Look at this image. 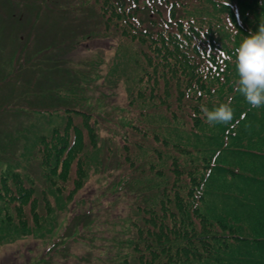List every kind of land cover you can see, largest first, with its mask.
Returning <instances> with one entry per match:
<instances>
[{"label":"rangeland","instance_id":"374dc122","mask_svg":"<svg viewBox=\"0 0 264 264\" xmlns=\"http://www.w3.org/2000/svg\"><path fill=\"white\" fill-rule=\"evenodd\" d=\"M170 1L139 0L138 21L144 22L139 29L170 30L173 19L183 17L187 23H203L206 8L216 0H177L187 3L174 6L176 15ZM249 1L239 0L242 6ZM100 3L0 0V193L5 177L13 174L26 186L36 180L34 197L40 200L36 207L30 201L18 209V199H0V264H145L151 254L140 229H152L151 212L166 216L164 197L185 192L179 185L188 177L176 179L169 170L164 115L153 104L159 99L143 103L135 93L146 83L150 40L139 38L136 30V38L125 35L123 19L112 14L116 6ZM84 7L90 16L81 10ZM95 8L103 12L102 18L93 14ZM226 8L224 25L231 26L227 13L235 9ZM9 13L24 15L23 24L14 25ZM206 50L218 52L210 42ZM74 85L81 86L79 92L75 88L70 94ZM72 96L92 99L101 122L96 146L84 150L87 177L75 193V162L67 180L56 178L57 188L52 175L50 182L44 176L40 142L41 136L51 138L54 129L63 136L69 117L74 125L82 124L81 115L59 107V98ZM130 117L132 123L126 121ZM83 134L88 140L87 131Z\"/></svg>","mask_w":264,"mask_h":264},{"label":"trees","instance_id":"16d2710c","mask_svg":"<svg viewBox=\"0 0 264 264\" xmlns=\"http://www.w3.org/2000/svg\"><path fill=\"white\" fill-rule=\"evenodd\" d=\"M130 1V5L125 0H100V4L116 6L112 14L123 19L125 35L136 38L140 33L139 38L150 40L152 50L145 52L147 85L138 86L135 93L142 97L143 103L153 101V97L159 99L153 104L159 107L156 112L164 115L161 122L166 133L163 142L168 148L167 159L171 161L169 170L176 179L188 177L186 184L179 185L184 193L176 191L164 197L161 207L166 216L159 217L158 212L150 211L152 229H140L145 249L151 254L145 264H264V105L252 107L235 91L238 74L233 55L242 38L258 31L264 23V0H250L244 2L245 6L239 0H227L226 5V0H216L212 7L206 8L203 23L199 19L197 23H187L181 12L183 18H174L170 30L159 27L158 31L139 29L144 23L138 21L136 12L139 0ZM172 1L173 14L177 4L187 3ZM192 4L190 7H196ZM227 5L235 9L227 13L234 27L224 25ZM85 8L81 10L90 16ZM197 11L201 13L199 8ZM95 13L102 18L103 12L95 8ZM7 15L14 25L24 22L21 17L24 15ZM215 25L220 29L214 28ZM209 42L225 58L218 52L207 53ZM82 78L89 81L87 75ZM80 87L74 85L69 93L75 88L79 92ZM229 97L234 113L232 122L207 123L202 107L212 110L228 102ZM59 99L61 110L81 115L83 122L74 125L69 117L63 136L59 129H54L51 138L41 136L43 172L47 181L53 176L54 186L56 182L58 188L56 178L67 180L75 162V193L87 177L84 150L96 146V126L101 122L95 116L99 112H94L95 105L87 96ZM126 121L132 123L131 117ZM71 130H74L73 140ZM84 131L88 134L85 141ZM121 137L128 141L127 135ZM14 176L5 177L0 199H18V209L30 201L34 207L38 206L40 200L34 197L38 188L36 180L26 186L23 180L15 181ZM54 190L58 194V189ZM39 218L38 213L35 221Z\"/></svg>","mask_w":264,"mask_h":264},{"label":"clouds","instance_id":"9594fccd","mask_svg":"<svg viewBox=\"0 0 264 264\" xmlns=\"http://www.w3.org/2000/svg\"><path fill=\"white\" fill-rule=\"evenodd\" d=\"M220 55L223 56L224 53L221 51ZM233 55L236 57L238 74L235 91L252 107L264 105V23L259 25L258 31L242 38L239 46L233 50ZM231 100L229 97L228 102L221 103L212 110L202 107L207 123L230 124L234 115Z\"/></svg>","mask_w":264,"mask_h":264}]
</instances>
